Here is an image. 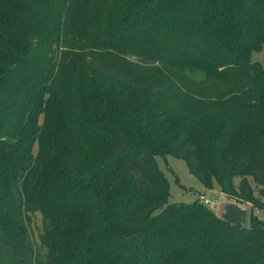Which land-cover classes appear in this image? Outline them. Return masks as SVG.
Returning <instances> with one entry per match:
<instances>
[{"label":"trees","instance_id":"trees-1","mask_svg":"<svg viewBox=\"0 0 264 264\" xmlns=\"http://www.w3.org/2000/svg\"><path fill=\"white\" fill-rule=\"evenodd\" d=\"M77 1L0 0V257L37 213L50 264H264V63L251 60L264 0H107V51L46 64L48 38L62 21L76 27ZM125 51L158 65L136 71ZM54 67L78 72L68 98ZM165 67L222 88L177 90ZM158 156L250 205L246 227L200 200L169 204Z\"/></svg>","mask_w":264,"mask_h":264},{"label":"rangeland","instance_id":"rangeland-1","mask_svg":"<svg viewBox=\"0 0 264 264\" xmlns=\"http://www.w3.org/2000/svg\"><path fill=\"white\" fill-rule=\"evenodd\" d=\"M77 1V0H76ZM77 6L74 19L76 27L73 31L69 32L62 23L58 26L57 32L50 36L47 42L48 54H45L46 64H54L52 60L53 54H61L62 52L68 54H83V53H99L106 52L107 47L102 43V38L106 33L100 24V16L98 15V7L104 8L107 5V0L101 2L100 0H80L77 1ZM85 24L87 30L86 35L81 34L78 31L77 26ZM122 50V49H121ZM130 52L125 51L121 53L124 57L129 59L134 65L136 71H142L152 66H157V60L153 59V56H148L145 52ZM52 59V60H51ZM251 60L260 64L264 63V44L257 51L252 52ZM57 67L52 68L54 78V91L58 94L66 96L68 98L69 93L72 92V83L76 80V70L73 74L68 76L63 75L61 72H56ZM165 71L171 78L168 82L173 88L177 90L191 91L199 94L203 92V97L210 96V92L213 88L219 89L222 86L219 83H213L205 81L201 74L193 71H180L177 68L165 67ZM166 77L169 79V77ZM176 90V89H174ZM195 97L199 98L197 95ZM62 98V97H60ZM35 153V150H34ZM157 165L160 171L166 178L169 186V204H192L196 200H200L206 204L213 212L221 216L222 204L231 202L226 199L217 186L209 190L203 187V185L189 173L186 163L182 159H178L172 156L156 158ZM239 182V179L235 180V184ZM220 193V194H219ZM248 204L241 205L243 209L247 211V219L249 217ZM251 208V207H250ZM254 213L257 214V218L264 221V209H255ZM256 216V215H255ZM28 233L25 238L19 241L15 246L1 247V261L0 264H50L48 258L47 243L49 242V229L48 223L43 220L39 214L31 213L28 216Z\"/></svg>","mask_w":264,"mask_h":264},{"label":"water","instance_id":"water-1","mask_svg":"<svg viewBox=\"0 0 264 264\" xmlns=\"http://www.w3.org/2000/svg\"><path fill=\"white\" fill-rule=\"evenodd\" d=\"M222 214L219 216L224 222L239 228L247 225V211L235 202L223 203L221 208Z\"/></svg>","mask_w":264,"mask_h":264},{"label":"crops","instance_id":"crops-1","mask_svg":"<svg viewBox=\"0 0 264 264\" xmlns=\"http://www.w3.org/2000/svg\"><path fill=\"white\" fill-rule=\"evenodd\" d=\"M220 194V193H219ZM222 195V194H221ZM240 206V205H239ZM243 208V207H242ZM254 215H256L257 216V214L256 213H254Z\"/></svg>","mask_w":264,"mask_h":264}]
</instances>
